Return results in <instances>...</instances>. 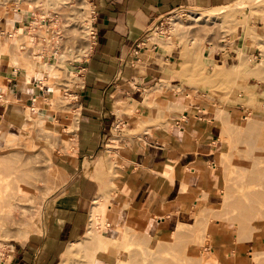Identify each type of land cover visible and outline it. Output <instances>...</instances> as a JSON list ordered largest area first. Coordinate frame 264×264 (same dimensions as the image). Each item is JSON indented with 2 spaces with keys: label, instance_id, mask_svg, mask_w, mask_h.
<instances>
[{
  "label": "rangeland",
  "instance_id": "obj_1",
  "mask_svg": "<svg viewBox=\"0 0 264 264\" xmlns=\"http://www.w3.org/2000/svg\"><path fill=\"white\" fill-rule=\"evenodd\" d=\"M236 1L238 5L233 6ZM17 7L31 18L20 28L8 19L3 26L8 34L1 45L15 70L27 79L29 75L43 77L41 86H48L50 94L36 98L35 106L27 109L30 122L23 125L18 137L0 131V140L9 145L8 151L0 152V263L4 244L25 238L36 228L44 202L62 185V172L54 166L51 154L58 149L70 152L76 122L77 69L94 43L90 36L92 9L87 0H0V15ZM217 7L214 11L180 8L149 31L152 42L173 58V83L147 92L155 97L149 108L165 116L154 121L163 125L171 114L204 111L214 117L217 130L214 187L200 192L184 189L177 199L180 219L173 232H185L187 239L179 243L173 232L152 239L131 227L121 229L116 240L105 238L107 202L99 200V209L91 211L86 235L74 243L75 251L62 264H95L94 257L101 251L123 256L117 264H264V181L261 175L252 179L250 173L253 162L257 164L254 168H264V0H227ZM231 54L237 57L228 58ZM40 70L44 71L41 75ZM245 71L254 74L246 76ZM168 94L176 96L167 99ZM178 97L185 107L176 106ZM46 107L67 116L68 121L60 122L56 131L44 128L43 120L33 112ZM138 109L131 108L126 114L132 117ZM251 120L263 135L250 139L252 136L242 133ZM221 121L228 124L231 135L222 131ZM120 131H113V146L132 133L129 126ZM240 132L243 135L238 141L236 134ZM252 139L257 145L261 141L256 149L250 146ZM243 167L249 170L244 173ZM247 192L254 195L246 199ZM252 200H257L254 211L248 208L242 219L243 209L237 201L247 207ZM239 224L243 225L241 230Z\"/></svg>",
  "mask_w": 264,
  "mask_h": 264
},
{
  "label": "crops",
  "instance_id": "obj_2",
  "mask_svg": "<svg viewBox=\"0 0 264 264\" xmlns=\"http://www.w3.org/2000/svg\"><path fill=\"white\" fill-rule=\"evenodd\" d=\"M226 1L87 0L95 38L77 69L74 140L69 153L58 149L51 154L64 184L44 202L36 228L25 238L4 244L0 264H62L69 245L86 235L94 201L101 194L100 200L107 202L105 238L116 240L121 229L131 227L153 239L179 224L177 199L184 189L200 192L214 187L218 152L214 117L183 111L171 114L166 124L154 121L165 116L149 108L155 97L147 92L173 83V58L152 42L149 31L180 8L211 10ZM29 18L19 7L0 15V52L5 55L0 58V131L16 137L30 122L27 109L50 94L48 86H41L43 77L27 79L15 70L1 45L8 19L20 28ZM232 57L237 55L228 56ZM174 96L168 94L167 99ZM177 102L185 107L182 97ZM131 108L140 110L130 117L126 112ZM34 114L53 131L68 121L51 107ZM128 126L132 133L113 146V131ZM8 150L0 140V152ZM94 259L95 264H117L123 256L101 251Z\"/></svg>",
  "mask_w": 264,
  "mask_h": 264
},
{
  "label": "bare ground",
  "instance_id": "obj_3",
  "mask_svg": "<svg viewBox=\"0 0 264 264\" xmlns=\"http://www.w3.org/2000/svg\"><path fill=\"white\" fill-rule=\"evenodd\" d=\"M240 1V0H239ZM244 1V0H243ZM247 1V0H246ZM237 2L238 1H236L234 4H232L233 6L235 5H238L237 4ZM239 3V2H238ZM241 3H242V1H241ZM77 5H79V7H81L82 6V4L81 3H78ZM247 5V4H246ZM255 5V4H254ZM240 6V5H239ZM225 8V7H224ZM222 9V8H221ZM214 10H216V9H213V11ZM218 10H219V8H218ZM225 11V10H224ZM223 12V11H222ZM225 13V12H224ZM228 13V12H227ZM194 19V18H193ZM195 20H197L196 18L194 19V21ZM90 29H91V26H90ZM249 35V34H248ZM200 55V54H199ZM198 55V56H199ZM195 57V56H194ZM1 58V57H0ZM195 60H196V58H194ZM200 59V58H199ZM13 60V59H12ZM201 60V59H200ZM240 61V60H239ZM200 62V61H199ZM196 63V62H195ZM190 64H192V63H190ZM238 64V63H237ZM193 65V64H192ZM239 65V64H238ZM202 66V65H201ZM14 67H16V65L14 66ZM237 67V66H236ZM236 67H235V69H236ZM193 68V67H192ZM204 68V67H203ZM202 68V69H203ZM46 69H47V67H46ZM234 69V70H235ZM42 72H44V71H41L40 70V75L41 74H43ZM193 72V71H192ZM213 72V71H212ZM251 72L250 71H245V75L247 76V75H251V74H254L253 72L250 74ZM217 73L214 71V76L216 75ZM220 74V73H219ZM242 74V73H241ZM222 75V74H221ZM195 76V75H194ZM201 76V75H200ZM217 76V75H216ZM240 76V75H239ZM235 77V76H234ZM241 77V76H240ZM212 78V77H211ZM237 78V77H236ZM205 79H207V77L205 78ZM209 80H210V78H208ZM212 80V79H211ZM235 80V79H234ZM233 81V80H232ZM234 92V91H233ZM247 95V94H246ZM255 97V96H254ZM254 100V99H253ZM253 122H255L254 120H251V121H248L245 125H244V127H242V133L243 134H247V135H249V136H252V137H250V139L251 138H253V136L254 135H258L259 134V131H258V129H257V126L253 123ZM221 123H222V131H224V132H227L228 134H230L231 135V132H230V130H229V128H228V124L227 125H225V122L223 121H221ZM224 134V133H223ZM222 134V132H221V135H223ZM243 134H241V132L239 133V134H236V140L238 139V141H239V137H241V135H243ZM260 134H262L263 135V132H260ZM259 134V135H260ZM225 135V134H224ZM223 135V136H224ZM223 136H221L222 138H224ZM227 136V135H226ZM227 138V137H226ZM220 140H222V139H220ZM226 140H228V139H226ZM246 141V140H245ZM259 141V140H258ZM242 142V141H241ZM239 143V142H238ZM216 144V143H215ZM260 144H261V141H260ZM260 144H258L257 145V142H256V140H254V139H252L251 140V144H250V146L252 145L253 146V148L254 149H256L257 148V146H260ZM240 145H243V144H241L240 143ZM246 145H247V143H246ZM263 145V144H262ZM235 146H237V144L235 145ZM239 146V145H238ZM248 146H249V143H248V145H247V148H248ZM251 146V147H252ZM231 147H233V146H231ZM250 147V148H251ZM249 148V149H250ZM236 149V148H235ZM259 150H262V147L261 148H258ZM237 150V149H236ZM251 151V150H250ZM239 154V153H238ZM251 153H249V155H250ZM264 154V153H263ZM237 155V154H236ZM246 155V154H245ZM248 155V156H249ZM227 156V155H226ZM233 157V156H232ZM263 157V156H262ZM227 158V157H226ZM237 159V158H236ZM229 160H230V157H229ZM237 161V160H236ZM263 163H264V161H263ZM262 163V164H263ZM256 164V163H255ZM254 164V162H253V164H252V166H250L251 168H250V173H251V176H252V179L254 178H257L258 177V175H261L260 177H261V180L262 181H264V178L262 177V176H264V168H263V170H258V169H256V167L254 168V166H256ZM261 164V165H262ZM259 165V164H258ZM230 166H232V165H230ZM236 166V165H235ZM238 166H240L239 164H238ZM241 166H243V165H241ZM215 167V166H214ZM258 167H260V166H258ZM236 168V167H235ZM240 167H238V169H239ZM243 169H244V167H243ZM246 169V168H245ZM244 169V173H245V171L248 169H246L245 170ZM256 169V170H255ZM249 170V169H248ZM240 171V170H239ZM240 173V172H239ZM243 175V174H242ZM246 175V174H245ZM234 179V178H233ZM230 180V179H229ZM235 181V180H234ZM225 183V182H224ZM229 183H230V181H229ZM238 183V182H237ZM236 183V184H237ZM58 184H59V181H58ZM62 184H64V183H62ZM59 185H61V183L59 184ZM226 185V184H225ZM252 190V189H251ZM264 190V189H263ZM246 192V191H245ZM253 192H247L246 194H245V198L246 199H250L254 194H252ZM225 196V195H224ZM259 197V196H258ZM101 198V197H100ZM100 198H98V199H96L95 200V203H94V206H93V209H92V212H95L96 210H98L99 208H98V206L100 205V203H99V200H100ZM260 198H261V196H260ZM227 199H230V198H227ZM226 199V200H227ZM225 200V199H224ZM241 201V200H240ZM240 201H237V205L240 207V208H242L243 210H242V219H243V217H244V214L245 213H247V209L249 208L250 210H251V212H253L254 211V209H255V207H254V205L256 204V202L255 201H257V200H255V201H251V206L249 205V206H244V204L242 203V202H240ZM223 202V201H222ZM223 205H224V203H223ZM226 208H227V206H226ZM237 208V207H236ZM233 209V208H232ZM239 211H240V209L239 208H237ZM237 210V213L239 212ZM215 211H217L216 209H215ZM222 211V210H221ZM219 212V211H218ZM93 214V213H92ZM239 215V214H238ZM240 216V215H239ZM226 217V216H225ZM230 221V220H229ZM206 223V222H205ZM204 225V224H203ZM206 225H207V223L204 225V226H202L203 228H206ZM201 226V225H200ZM243 228V225L242 224H239L238 225V229L239 230H241ZM178 230V229H177ZM176 230V231H177ZM248 233V232H247ZM173 234H174V237H175V239L177 240V242L179 241V243H180V241H183V240H185V239H187V237H185L184 236V234H185V232L184 233H179L178 231L177 232H173ZM173 234H171V235H173ZM245 235V234H244ZM165 236V235H164ZM167 236V235H166ZM165 236V237H166ZM207 236V235H206ZM209 236V235H208ZM173 237V238H174ZM211 237V236H210ZM242 237H244V236H242ZM245 237H247L246 235H245ZM238 238H240V237H238ZM162 239H164L163 237H162ZM161 240V239H160ZM97 241H99V240H97ZM203 241V240H202ZM184 242V241H183ZM175 244V243H174ZM74 243L73 244H71L69 247H68V249H67V251L65 252V254L63 255L64 256V258L63 259H65V261H67V258H68V256H69V254L70 253H72L73 251H75L74 250ZM209 251H211V252H213L212 251V249L211 250H209ZM179 252V251H178ZM185 256V255H184ZM189 257V256H188ZM188 257H186L187 259H188ZM94 259L92 258V261H93ZM194 260V259H193ZM64 261V262H65ZM201 261V260H200ZM179 262V261H178Z\"/></svg>",
  "mask_w": 264,
  "mask_h": 264
},
{
  "label": "built area",
  "instance_id": "obj_4",
  "mask_svg": "<svg viewBox=\"0 0 264 264\" xmlns=\"http://www.w3.org/2000/svg\"><path fill=\"white\" fill-rule=\"evenodd\" d=\"M34 26H36V23L34 24ZM90 26H91V24H90ZM91 33H90V36H91V38L94 40V38H95V35H94V31H93V29H92V27H91ZM47 32H48V30H46Z\"/></svg>",
  "mask_w": 264,
  "mask_h": 264
}]
</instances>
